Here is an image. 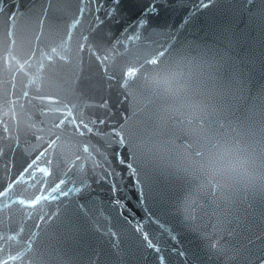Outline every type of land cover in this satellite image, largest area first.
<instances>
[{
  "label": "water",
  "instance_id": "water-1",
  "mask_svg": "<svg viewBox=\"0 0 264 264\" xmlns=\"http://www.w3.org/2000/svg\"><path fill=\"white\" fill-rule=\"evenodd\" d=\"M152 4L0 0L20 57L0 61V264H264V190L203 189L126 148L137 70L192 40L220 60L200 127L264 136V0Z\"/></svg>",
  "mask_w": 264,
  "mask_h": 264
},
{
  "label": "clouds",
  "instance_id": "clouds-1",
  "mask_svg": "<svg viewBox=\"0 0 264 264\" xmlns=\"http://www.w3.org/2000/svg\"><path fill=\"white\" fill-rule=\"evenodd\" d=\"M5 56L20 59L13 44L6 51L0 47V61ZM147 63L150 68L137 70L138 79L130 86L133 107L146 121L126 137L132 158L187 176L200 188L215 192L264 190V136L239 126L221 135L200 127V121L216 108L219 54L210 45L192 40L157 53ZM172 129L188 140L179 142ZM195 212L186 209L184 220L194 221Z\"/></svg>",
  "mask_w": 264,
  "mask_h": 264
},
{
  "label": "snow or ice",
  "instance_id": "snow-or-ice-1",
  "mask_svg": "<svg viewBox=\"0 0 264 264\" xmlns=\"http://www.w3.org/2000/svg\"><path fill=\"white\" fill-rule=\"evenodd\" d=\"M161 2H166V0H153V4H152V14H157L159 9L156 7L157 3H161ZM120 3V0H117V5ZM201 6H207L206 4V0H201ZM145 241L149 244L150 247H154V244H152L150 242V239L147 237V235L145 234Z\"/></svg>",
  "mask_w": 264,
  "mask_h": 264
}]
</instances>
